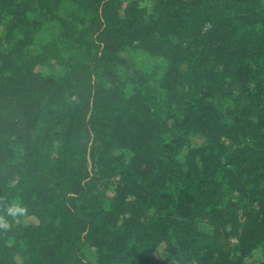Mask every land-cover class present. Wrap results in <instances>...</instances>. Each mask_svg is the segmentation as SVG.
I'll return each instance as SVG.
<instances>
[{"label": "trees", "instance_id": "trees-1", "mask_svg": "<svg viewBox=\"0 0 264 264\" xmlns=\"http://www.w3.org/2000/svg\"><path fill=\"white\" fill-rule=\"evenodd\" d=\"M0 264H264V0H0Z\"/></svg>", "mask_w": 264, "mask_h": 264}, {"label": "clouds", "instance_id": "clouds-1", "mask_svg": "<svg viewBox=\"0 0 264 264\" xmlns=\"http://www.w3.org/2000/svg\"><path fill=\"white\" fill-rule=\"evenodd\" d=\"M27 211V208L19 202L10 204L6 208V214L0 216V229L5 231L9 230L11 227V223L8 218L10 217L12 218V220H18L20 217L27 215Z\"/></svg>", "mask_w": 264, "mask_h": 264}]
</instances>
